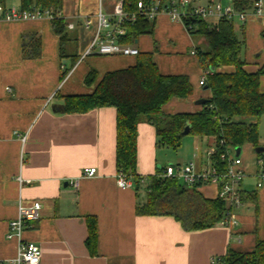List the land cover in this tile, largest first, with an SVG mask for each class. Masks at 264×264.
Masks as SVG:
<instances>
[{
	"label": "crops",
	"instance_id": "0c3cea01",
	"mask_svg": "<svg viewBox=\"0 0 264 264\" xmlns=\"http://www.w3.org/2000/svg\"><path fill=\"white\" fill-rule=\"evenodd\" d=\"M117 1L75 0L71 11L64 5L62 17L75 37L64 46V59L51 20L6 21L0 17V261L17 256L19 242L7 235L19 205L36 201L42 204L40 219L28 225L23 238L41 247L40 264H217L229 251L250 253L264 241V186L257 187L256 176L264 153L259 156L252 145L240 148L239 155L235 150L247 172L241 186L243 205L235 209L238 226L230 229L218 223L209 229L186 230L175 217L136 213L137 206L147 200L150 179L161 176L165 169L159 173L162 167L157 165L154 126L144 120L138 128L139 189L134 185L122 189L117 185L116 110L62 112L61 98L93 93L94 87L85 85L92 70L97 72L98 84L106 73L136 65L133 57L83 58L96 35L99 12L111 15ZM190 1L193 6L239 4L238 0ZM255 1L244 3L252 6ZM13 7H20L19 3L13 1L7 8ZM235 31L245 43L246 71L259 72L264 67V17L235 21ZM35 45L38 56L32 57ZM132 46L140 53L152 54L162 74L185 75L191 81L193 95L172 99L163 109L166 115L196 113L201 110L197 101L212 97L211 91L199 84L207 71L193 54L198 47H205V42L193 38L183 24L159 17L154 21V32L140 36ZM72 55L78 56L74 66ZM218 71L231 73L235 69ZM260 84L264 93V76ZM234 121L256 123L255 118L235 117ZM194 138L196 154L188 164L199 169L206 164L207 150L216 139ZM259 147L264 148L261 134ZM91 168L97 174L84 177V170ZM198 191L206 199H217L215 186ZM89 217L98 223L97 256L86 247Z\"/></svg>",
	"mask_w": 264,
	"mask_h": 264
},
{
	"label": "trees",
	"instance_id": "16d2710c",
	"mask_svg": "<svg viewBox=\"0 0 264 264\" xmlns=\"http://www.w3.org/2000/svg\"><path fill=\"white\" fill-rule=\"evenodd\" d=\"M17 1L24 11L39 8L50 11L55 34L63 48L73 41L69 32V22L62 17L65 0H0V5L8 9V4ZM125 11L137 12L141 0H123ZM149 2L152 0H143ZM166 1V0H162ZM252 6L239 3V11L251 10ZM191 26L190 35L202 38L205 48L198 47L197 57L208 72L206 88L212 97L196 113L166 115L164 107L172 99H187L193 95V86L188 76L164 75L153 60V55L140 53L136 65L104 75L97 82V72L92 70L85 78V85L94 87L90 95L67 96L61 98L62 112L85 114L97 108H114L116 122V166L118 174L132 178L139 189L142 178L137 175L138 128L147 121L156 130L157 146L174 150L182 146L183 132L190 126L188 136L214 137L218 153L227 149H240L246 145L259 147L260 123L264 116V93L261 92V77L264 67L257 73L246 71L243 59L245 43L235 31V21L226 18L210 23L198 17L187 21ZM127 33L119 39L123 45H133L140 36L154 32V22L139 16L134 23L126 24ZM38 45L33 48L32 57L38 56ZM72 65L78 56H70ZM64 67V66H63ZM224 67H233L234 72H220ZM65 69V67H64ZM62 74V80L69 73ZM235 117L255 118V124L237 123ZM221 142L224 145L221 146ZM263 156V154H259ZM214 162L225 170L219 156ZM163 168H160L161 173ZM179 188L182 192L179 193ZM242 200L244 197L242 195ZM138 216H172L179 220L186 230H204L215 227L225 218V206L220 199H206L197 189H187L176 180L153 177L147 189V200L137 206ZM88 237L86 247L92 256H97L98 223L96 218H87ZM217 264H264V241L258 242L255 249L246 254L229 251L217 260Z\"/></svg>",
	"mask_w": 264,
	"mask_h": 264
},
{
	"label": "built area",
	"instance_id": "2783aa9c",
	"mask_svg": "<svg viewBox=\"0 0 264 264\" xmlns=\"http://www.w3.org/2000/svg\"><path fill=\"white\" fill-rule=\"evenodd\" d=\"M244 3L245 0H238ZM139 16H143L150 21H156L159 17L165 16L171 21L181 23L187 31L193 28L187 26V21L192 17H198L201 20L219 21L228 19L245 23L250 16L264 17V2L256 0L251 10L239 11L234 4L222 5L220 2L207 6H193L190 0H152L145 2L139 1L137 4V12L128 13L124 8V1L118 0L115 3L113 13L111 15L99 12L97 16L98 29L96 35L85 52L83 58L91 55L101 56H124L136 58L140 51L132 45H123L119 39L126 35V24L134 23ZM0 17L6 21L21 20H52L54 15L50 11H42L39 8H33L30 11H24L20 7L5 9L0 5ZM85 25L88 27L90 21L87 19ZM73 28V25H70ZM197 54V52H193ZM206 75L201 79L200 86L207 85ZM224 142H221V146ZM219 147L213 145L209 147L206 154V164L198 169L194 163L185 166H167L162 178L176 180L182 182L187 189H199L203 186H215L217 188V198L220 199L225 206V218L220 225L233 228L238 226V218L235 209L243 205L242 200V183L247 177L243 161L235 155L234 149H227L223 153H218ZM219 156L220 163L226 167L222 170L214 158ZM260 170L257 173V187L264 186V163L262 160L258 162ZM97 174L95 168L85 169L84 177H94ZM117 185L122 189H130L133 186L132 178L124 175H117ZM77 186V184H76ZM42 204L39 201L31 205L20 204L18 208L17 218L10 223L7 237L9 239L16 238L19 242L17 256L11 261H0V264H40L42 257V249L35 243L25 241L23 236L31 222L40 219Z\"/></svg>",
	"mask_w": 264,
	"mask_h": 264
},
{
	"label": "rangeland",
	"instance_id": "374dc122",
	"mask_svg": "<svg viewBox=\"0 0 264 264\" xmlns=\"http://www.w3.org/2000/svg\"><path fill=\"white\" fill-rule=\"evenodd\" d=\"M73 1V2H72ZM76 4L75 0H66V3L64 4L68 11L71 9L73 10L74 7L73 5ZM67 11V13H68ZM202 48H205L202 46ZM260 134H261V139L264 140V117L262 119V125L260 127ZM195 138L192 136H184L183 141H182V146L174 150L173 148L169 147H160L157 146V154L156 158L158 161V164L162 168H166L169 165H186L188 162L193 160L194 155L196 154L195 151ZM197 143H200L197 141ZM205 144L202 145V149L205 150ZM182 183V182H181Z\"/></svg>",
	"mask_w": 264,
	"mask_h": 264
},
{
	"label": "water",
	"instance_id": "95a60500",
	"mask_svg": "<svg viewBox=\"0 0 264 264\" xmlns=\"http://www.w3.org/2000/svg\"><path fill=\"white\" fill-rule=\"evenodd\" d=\"M206 102H207L206 99H200V100L197 101L196 104L197 105H204V104H206ZM189 133H190V126H187L182 135L183 136H188ZM236 151H237V155H239L240 149L238 148ZM256 152L258 154H263L264 153V148L263 147H258V148H256ZM181 192H182V188H179V193H181Z\"/></svg>",
	"mask_w": 264,
	"mask_h": 264
}]
</instances>
